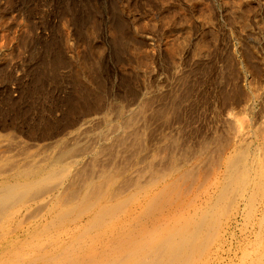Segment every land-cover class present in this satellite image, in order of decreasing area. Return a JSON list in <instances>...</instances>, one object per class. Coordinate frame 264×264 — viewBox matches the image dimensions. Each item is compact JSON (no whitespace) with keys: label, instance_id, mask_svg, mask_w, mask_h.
Masks as SVG:
<instances>
[{"label":"bare ground","instance_id":"6f19581e","mask_svg":"<svg viewBox=\"0 0 264 264\" xmlns=\"http://www.w3.org/2000/svg\"><path fill=\"white\" fill-rule=\"evenodd\" d=\"M91 53L97 72L103 54ZM190 93L155 109L135 89L114 104L85 87L64 102L62 126L16 110L22 129L2 108L0 264H264V127L231 123L195 147L152 134L153 121L182 119Z\"/></svg>","mask_w":264,"mask_h":264},{"label":"rangeland","instance_id":"374dc122","mask_svg":"<svg viewBox=\"0 0 264 264\" xmlns=\"http://www.w3.org/2000/svg\"><path fill=\"white\" fill-rule=\"evenodd\" d=\"M93 47L103 54L99 72ZM56 59L65 64L53 68ZM0 73V118L3 108L5 122L22 129L16 110L33 109L31 123L41 127L45 119L65 125L64 102L85 87L114 104L127 103L135 89L157 100L155 109L167 108L170 97L183 100L190 87L182 119L153 121L151 133L195 147L231 123L264 127V0H0ZM99 129H108L105 121L92 130Z\"/></svg>","mask_w":264,"mask_h":264}]
</instances>
